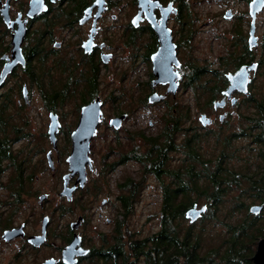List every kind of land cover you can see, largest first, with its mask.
Instances as JSON below:
<instances>
[{"label": "flooded vegetation", "instance_id": "af4514ba", "mask_svg": "<svg viewBox=\"0 0 264 264\" xmlns=\"http://www.w3.org/2000/svg\"><path fill=\"white\" fill-rule=\"evenodd\" d=\"M250 1L248 0L249 3ZM160 2L163 5L172 2L173 8L176 9L170 14L167 21L175 45L176 59L179 62V65L173 64L174 70L179 74V87L175 93L167 92L168 84L156 85L164 88L163 93H159L156 90L157 87L151 84L152 79L155 78L152 56L160 48V41L156 30L144 12L141 14L139 23L136 25L133 23L134 17L140 10L139 6L136 5L134 13L128 14L118 11L121 10V7H125V4L120 3L119 0H0V125L6 122L7 125L12 126L20 109L27 111L34 109V88L38 89V95L43 96L44 108L49 110V118L50 113L55 112L59 103L64 102L66 97L78 96L77 104L74 103L77 105L78 116L74 127L79 121L82 106L99 98L103 103V118L97 127L93 141L98 137L101 126L104 124L109 126L108 122L112 118L106 115L104 109L106 101L100 96V78L103 73H106L107 78L113 75L110 68L112 62L118 58L119 52L130 62L139 60L147 66V73L151 77L149 81L151 91L146 97L147 101L150 94L157 92L163 95L162 99L157 102H167L168 108L175 111L174 106L177 103H170L169 99L177 98L182 86L186 87L184 79L188 78L189 80L191 74L196 70L195 66L187 64V62L193 63L195 59L191 49L192 45H190V34L181 36V31H178L184 19H188L189 15L186 13L188 6L187 0H160ZM228 11L230 17H226ZM154 12L159 19L161 17L160 8H156ZM224 16L231 19L234 17V13L228 9ZM117 20L122 22L123 29L120 37L116 40L114 27ZM175 20L177 24H175ZM142 35L147 36L145 41L139 40ZM248 38L245 47L248 60L238 67L258 61L254 54L258 46L250 48ZM243 49L244 47H242ZM258 62L260 63V61ZM228 73L230 71L226 72V77ZM55 74L60 77L54 78ZM228 84L227 79L225 88ZM190 88H192V83L187 85V89ZM113 97L112 93L108 96L110 99ZM228 104L229 101L224 108ZM224 108L214 109L213 107L215 112ZM223 113H226L228 117L230 113L234 115L235 111L225 109ZM57 114L59 116L58 112ZM212 119L215 122V119ZM27 121L29 122L26 120L23 125H20L21 130L16 128L12 131L16 134L7 137L12 142L13 149L16 143L30 140L32 133L27 129L29 126ZM121 127L110 126L108 128L118 131ZM62 129L63 123L60 120L57 147L54 148L56 151H61L58 139L62 134ZM73 130L74 128L68 130L65 136L68 146L65 160L72 148L71 134ZM46 136L49 137L47 133ZM112 140H115V137ZM48 151H51L53 161V167L49 165L48 161L49 168L53 172L58 171L52 150ZM16 152V161L14 163L8 162V160L5 162L0 178V189L7 190L6 198L0 197V264H43L45 261H50V264L112 263V257L109 256V253L106 254L105 250L108 249L109 252L114 245V232L118 225L125 231L127 216L130 213L124 205L123 199L118 196L116 202L121 209L120 217L115 219L104 214L105 206L108 203L113 210L116 207L115 200L109 198L112 196L110 191L112 188L105 183L112 165H107L105 162L101 168H96L92 161L93 166H87V181L84 186H81L80 183H76L77 175L67 176L70 173L67 163L68 169L60 175L62 188L58 190V199L53 200L54 204H51V210L58 211L62 220L68 219L59 228H56L52 226L54 216L45 212L46 209H44L45 201L49 200V193L35 194L36 167L31 161V152H25L24 148ZM58 157L57 153L56 160ZM128 161L120 159L119 164ZM93 172L96 173L94 178L91 177ZM65 186L73 187L70 194L61 193ZM14 188L15 190H13ZM105 190L109 196H103L100 199V208L87 212L92 207H86L80 202V198L97 196ZM43 194H46L47 197L40 202L39 197ZM37 195V203L41 208L42 215L38 229L33 230L28 221L30 217L27 218L28 220H20L21 216L16 213L22 207L25 210L28 209L29 198ZM9 211L10 215L5 216ZM126 212L129 213L126 214ZM92 215L96 216L99 224L92 225ZM87 228L92 229L97 237L89 236ZM7 230H14V232L5 237ZM41 235L45 239L37 245L35 243L36 236ZM125 238L128 239L127 234L124 235ZM97 240H99V244L96 242ZM48 248L50 250L48 252L52 251V253L36 263V252Z\"/></svg>", "mask_w": 264, "mask_h": 264}, {"label": "rangeland", "instance_id": "374dc122", "mask_svg": "<svg viewBox=\"0 0 264 264\" xmlns=\"http://www.w3.org/2000/svg\"><path fill=\"white\" fill-rule=\"evenodd\" d=\"M119 2L124 3L125 7H121V10L119 9L118 11L128 14L134 13L136 5L138 6V0L137 2H135V0H119ZM186 4L188 6L186 13L190 17L188 16L187 20L184 19L178 31H181V36L190 34V45H192L191 49L195 59L193 63L187 62V64H192L195 68L196 66L204 68L205 71L202 75L201 82L204 83L208 80L210 82H207L206 85L209 86L213 84L215 80V74L212 70H217L219 72H235L236 70L233 58H235L237 54H242V47H244L245 50L251 28L250 23L252 17L249 12L250 3L248 0H187ZM228 9H231L234 13V17L231 19L225 18L224 16ZM185 20L187 22L186 25ZM175 24H177L176 20ZM122 29V22L117 20L114 27L116 40L120 37ZM256 35L259 37V43L258 49L254 51V54L256 59L261 61L264 59V8L257 14ZM146 37V35H142L139 40L145 41ZM235 53L236 55H234ZM227 58L232 60L229 69L225 68L223 65ZM110 69H112L111 71L113 72L112 76L107 78L105 76L106 73H103V76L100 78V96L106 101L104 106L106 115L111 118L124 112L127 113V118L118 131L111 130L108 128L110 125L106 126L104 124L101 126L98 137L91 141L90 154L94 166L96 168H101L105 162L107 165H112L106 176L105 182L112 188L110 189L112 196H109L105 190L97 196L92 195L89 198L81 197V203L85 204L86 207H92L91 209L89 208L87 212L93 209L98 210L100 208V199L103 196H109L110 200H115L116 202L118 196L123 192L121 187L128 178L132 177L136 180H141V174L143 173L142 166L134 160L119 164L122 157L120 152L124 151V149L130 150L136 141L144 148L145 141L142 137H131V131L142 130L147 135L157 133L164 123L163 118H165L169 113L168 111L171 110V108H168L167 102L150 103L147 101L146 97L151 91L149 85L151 77L147 73V66L144 63L139 62V60L130 62L119 52L118 58L115 62H112V67ZM56 77L60 76L55 74L54 78ZM187 80L188 78L184 79V81ZM156 87L159 93L165 91L161 86ZM249 88L252 94L255 93L257 99H264V61L260 62L258 69L251 73ZM34 91V109L29 111L20 109L19 115L15 117L14 120L18 125H23L24 121L29 120V122L27 121L29 123L27 129L32 133V136H30L29 141L24 140L16 143L14 149L19 151L21 148H24L25 152H31V161L34 162L36 167L34 183L35 194H39L40 192L49 193V200L45 201L46 206L44 209H46L45 212L54 216L52 226L59 228L68 218L62 220L58 211L51 210V204H54L53 200L58 199L57 192L62 188L60 175L68 169V162L65 160L68 153L65 136L68 130L75 129L74 126L78 116L76 110L77 105L74 103L77 104L78 96L73 95L70 98L66 97L65 101L59 103L57 110H55V112L57 111L59 113L60 120L63 123L62 134L59 135L58 139V146L61 148V151H56L49 137L46 136V133L48 134L47 130L50 122L49 110L44 108V99L42 95H38V89L34 88ZM199 92H202L201 89H199ZM110 93L114 96L111 99L108 98ZM237 96L239 97V103L235 106L231 105L229 101L226 108L223 107V110L215 112L212 105L206 107L205 101L207 95H205V93L199 98L201 107L199 108V106H195L196 86L194 89H187L185 86H182V89L177 94V98H170L169 102L177 103L174 107L176 109L178 108L177 110H183L186 118L185 126H198L199 130L205 134L221 129L224 135L233 130H238L239 124L241 123L245 126L246 121L243 119L245 115L252 114L257 117L256 112L258 108L256 102L247 100L249 95L237 94ZM225 109H229L230 111L234 110L235 114L233 115L230 113L227 117L228 122L221 123L219 114L223 113ZM202 113H207L208 116L215 119V122L211 123L208 127L203 126L200 121ZM246 130L247 134L236 137L231 142L233 156L230 164L237 170L248 169L250 173L255 172V176L259 178L264 173V143L262 141H256L255 134L258 128L252 130L250 127H247ZM113 137H115V140H112ZM220 138L222 139V136H220ZM217 140L219 139L213 136H209L203 140L202 144L206 153L211 154L219 151L221 142L217 145ZM50 149L52 150L55 165L58 168V171L55 172H53L48 165L47 152ZM64 149H66V151H63ZM57 153L59 154L58 160H56ZM95 176V172L91 173V177L94 178ZM142 184L144 185L141 186L139 196L136 197L134 201L133 209L127 216L126 225L127 229L133 231L137 237H144L152 234L160 227L158 214L161 204V190L159 182L150 174L145 178ZM243 185H245L244 182L241 184V187L231 190L228 199L240 194ZM6 196L7 190L0 189V197L5 199ZM244 198L248 202V207L252 204H262L260 201L252 202L251 197ZM37 201L38 195L35 197L32 196V198H29V208L25 210L22 207L16 213V215L21 216L20 220H26L30 217L29 220H27L33 230L38 229L40 217L42 215L41 208ZM105 207L104 214L114 217L115 219L120 217L121 209L117 202L115 210L109 207V203ZM261 213L262 216H264V207L259 214ZM8 215H10V211L5 214V216ZM95 215L91 217V219H93L92 225L99 224ZM235 217L236 216H234V218ZM199 220L196 221L198 225ZM189 224V219L185 217L184 225L186 226ZM102 228L104 229V225ZM225 228L226 226L208 224L204 231V236H207L206 240L208 244L212 241L219 242V240L229 234V229ZM86 231L89 236L97 237L92 229L87 228ZM96 242L99 244V240ZM48 251H50L49 248L37 251L36 263L42 260L43 257L52 253V251ZM84 264L89 263L85 262Z\"/></svg>", "mask_w": 264, "mask_h": 264}, {"label": "trees", "instance_id": "16d2710c", "mask_svg": "<svg viewBox=\"0 0 264 264\" xmlns=\"http://www.w3.org/2000/svg\"><path fill=\"white\" fill-rule=\"evenodd\" d=\"M250 58L252 59L251 56ZM233 61L236 68L245 63L246 50L237 54ZM263 61L264 59L260 62ZM231 64L232 60L227 58L223 65L229 69ZM204 71V68L196 66L191 78L186 81V88L191 83L193 89L196 86L195 106L199 108V98L204 93L207 95L206 107L211 106L221 98L222 90L227 84L226 71L212 70L215 80L207 86L206 83L210 81L201 82ZM247 100L256 102L257 117L245 115L243 119L246 125L241 123L238 130L228 134L223 135L221 129L205 134L198 126H185V114L178 108L168 111L163 118L162 128L155 134L147 135L142 130L131 131V137H142L145 147L136 141L130 150L120 152L121 160L138 162L143 173L141 180L130 177L124 182L120 197L131 212L141 186L144 185L143 181L152 174L161 190L158 214L160 227L152 234L137 237L130 229L126 228L124 231L118 225L114 232V245L109 252L108 249L105 250L113 260L109 264H253L252 256L257 242L264 237V216L262 213L251 214L244 197H251L252 202L260 201L264 204V173L258 178L255 172L250 173L248 169L237 170L230 164L233 156L231 142L236 137L247 134V127L252 130L258 128L256 141L264 143V99H257L253 93ZM226 122L227 117L221 123ZM16 128L21 130L20 125L15 122L12 126L6 122L0 125V178L5 162L16 161L17 152L7 138L16 134L12 132ZM209 136L219 139L217 145L221 142L217 153L205 152L202 142ZM243 182L245 185L240 194L228 199L231 190L241 187ZM195 203L206 204L207 211L198 221L199 225L194 222L185 226V212ZM210 223L226 226L229 234L219 242L212 241L208 244L204 231ZM126 234L128 239H124Z\"/></svg>", "mask_w": 264, "mask_h": 264}, {"label": "water", "instance_id": "95a60500", "mask_svg": "<svg viewBox=\"0 0 264 264\" xmlns=\"http://www.w3.org/2000/svg\"><path fill=\"white\" fill-rule=\"evenodd\" d=\"M102 1L100 4L102 5ZM138 6L140 8L138 14L134 17L133 23L138 24L141 19V14L144 12L148 21L153 25L157 32L158 39L160 41V48L152 56L153 73L155 78L152 79V86L158 84H168L167 92L175 93L179 87V74L174 70L173 64L179 65L177 62L175 54V45L172 41L171 30L167 26V21L172 12L176 11L173 8V3L169 2L167 5H163L160 0H138ZM159 7L161 10V17L157 19L154 10ZM103 7L101 6V9ZM264 8V0H251L250 1V15L252 17L251 28L248 38V46L254 48L258 46L259 40L256 35V17L259 12ZM226 17H230L229 11L226 13ZM259 67L258 61H253L248 64H244L238 67L235 72H230L227 75L229 81L228 86L223 90L224 98L214 102V107H224L226 105V99H231L233 105L238 101L237 97H233L235 92L250 95L251 91L250 76L253 71H256ZM163 95L154 92L149 95L148 101L150 103H155L161 100ZM103 118V103L98 98L87 105L82 107L79 121L71 134L72 138V148L70 154L67 157V162L69 164L68 175H77L76 183H80L84 186L87 181V166L92 167L91 152V140L95 135L97 127ZM127 118V113H122L113 116L109 123L115 128H120ZM221 120H224L225 114L220 116ZM203 125H208L212 123V118L207 117L203 114L200 118ZM60 120L56 113H50V123L48 126L49 139L53 145V148L57 147V132L59 131ZM47 158L49 165L53 167V161L51 157V151H48ZM66 185V184H65ZM73 188L64 187L62 194H70ZM47 197L43 194L39 197L40 202H42ZM264 207V204H252L249 207V211L258 215ZM207 211V205H199L197 203L189 207L185 216L189 219L190 223H194L201 218V216ZM14 232V230L5 231V237ZM44 236H36L35 243L37 245L41 244L44 240ZM253 264H264V237L259 239L257 242V248L252 256ZM43 264H50V261H45Z\"/></svg>", "mask_w": 264, "mask_h": 264}, {"label": "bare ground", "instance_id": "6f19581e", "mask_svg": "<svg viewBox=\"0 0 264 264\" xmlns=\"http://www.w3.org/2000/svg\"><path fill=\"white\" fill-rule=\"evenodd\" d=\"M156 8H158V7H156ZM156 8H155V9H156ZM154 11H155V10H154ZM154 13H155V12H154ZM250 82H251V76H250ZM227 86H228V85H227ZM225 89H226V88H225ZM225 89H223V90H225ZM237 94H243V93L235 92V93L233 94V97H237V98H238V101H237V103H238V102H239V97L237 96ZM251 94H252V92H251ZM251 94H250V95H251ZM244 95H246V94H244ZM250 95H249V96H250ZM224 97H225V95L223 94V91H222V98H224ZM222 98H219V99H217V100H221ZM96 99H98V98H96ZM96 99H94V100H96ZM94 100H92V101H94ZM217 100H215V101H217ZM226 100H227V101H226V105H227L228 101H230V103L232 104L231 99H228V98H227ZM92 101H91V102H92ZM215 101H214V102H215ZM214 102H213V107H214ZM89 103H90V102H89ZM237 103H236V104H237ZM87 104H88V103H87ZM87 104H85V105H87ZM236 104H235V105H236ZM85 105H83V106H85ZM226 105H225V106H226ZM232 105H233V104H232ZM235 105H233V106H235ZM83 106H82V107H83ZM225 106H224V107H225ZM219 108H223V107H218V108H215V107H214V109H219ZM81 110H82V108H81ZM52 112H53V111H52ZM53 113H56V112H53ZM56 114H57V113H56ZM204 114H205V113H204ZM223 114H225V118H224V120H225L226 117H227V114H226V113H223ZM223 114H221V115H223ZM202 115H203V114H202ZM202 115H201V116H202ZM205 115L207 116V114H205ZM221 115H220V116H221ZM201 116H200V118H201ZM207 117H209V116H207ZM210 118H211V117H210ZM219 119H220L221 122L224 121V120H221L220 117H219ZM200 121H201V120H200ZM212 122H213V119H212ZM201 123H202V122H201ZM210 124H211V123H210ZM210 124H208V125H210ZM109 125H110V123H109ZM202 125H203V124H202ZM208 125H203V126H208ZM110 126H112V125H110ZM96 132H97V130H96ZM96 132H95V134H96ZM94 136H95V135H94ZM94 136H93V137H94ZM92 139H93V138H92ZM91 141H92V140H91ZM70 188H73V187H70ZM72 190H73V189H72ZM202 205H203V204H202Z\"/></svg>", "mask_w": 264, "mask_h": 264}]
</instances>
